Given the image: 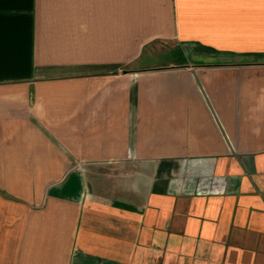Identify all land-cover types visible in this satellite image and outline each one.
<instances>
[{
  "label": "crops",
  "instance_id": "0c3cea01",
  "mask_svg": "<svg viewBox=\"0 0 264 264\" xmlns=\"http://www.w3.org/2000/svg\"><path fill=\"white\" fill-rule=\"evenodd\" d=\"M0 264H264V0H0Z\"/></svg>",
  "mask_w": 264,
  "mask_h": 264
}]
</instances>
